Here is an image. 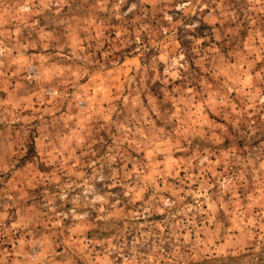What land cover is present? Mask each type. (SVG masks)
<instances>
[{
  "label": "rangeland",
  "instance_id": "374dc122",
  "mask_svg": "<svg viewBox=\"0 0 264 264\" xmlns=\"http://www.w3.org/2000/svg\"><path fill=\"white\" fill-rule=\"evenodd\" d=\"M0 264H264V0H0Z\"/></svg>",
  "mask_w": 264,
  "mask_h": 264
}]
</instances>
